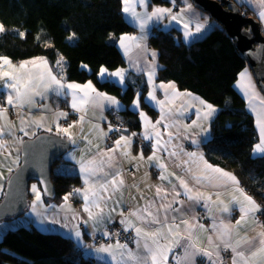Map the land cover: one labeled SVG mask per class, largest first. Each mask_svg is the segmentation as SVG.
Segmentation results:
<instances>
[{"label":"snow or ice","instance_id":"1","mask_svg":"<svg viewBox=\"0 0 264 264\" xmlns=\"http://www.w3.org/2000/svg\"><path fill=\"white\" fill-rule=\"evenodd\" d=\"M240 3L255 4L259 9L258 17L264 22V0H238ZM121 11L129 24L134 26L139 35L124 34L119 37L118 45L128 61V68H118L109 71L103 65L95 75L101 86L114 84L124 91L127 81L131 80V72L146 77L147 96L138 90L132 101L133 109L138 113L143 131L139 134L136 146L137 155H132L136 132H128L122 124H112L103 117L105 108L118 113L123 109L120 101L88 80L84 84L69 82L65 76L66 61L62 55L55 63V71L49 66L45 58H33L13 64L7 56H0V92L5 94V100L0 102V180L4 179V171L9 174L19 168L20 154L26 157L25 163L37 169L38 182L31 186L35 197L31 205L32 212L40 217V222L51 224L60 223L58 214L64 212L62 227L69 229L70 237L85 255L95 254L98 260H105V264H196V258L202 257L207 264H227L222 252H231V264H264V224L259 223L256 213L264 215L261 205L248 195L241 187L236 176L208 163L200 151V144L207 141L210 133V121L218 109L199 97H192L191 93H180L173 82L156 84L155 75L157 52L148 47L147 40L151 31L163 23L167 31L172 22L181 25L184 39L187 41L211 27L207 18L200 22L196 14L193 30L191 18L193 5L189 0H182L177 6V0H169L170 7L155 6L152 0H121ZM139 7L140 11L137 10ZM151 9V10H149ZM174 9H176L174 11ZM5 31L0 24V33ZM16 35L23 39L25 33L19 31ZM75 33L69 36L71 41ZM149 57L151 58L149 60ZM81 69L89 71L88 65L81 64ZM134 84L135 81H132ZM245 98L248 109L255 116L256 127L259 131V143L253 146V156L264 159V95L257 90L252 76L245 69L238 74L234 85ZM264 88V86H262ZM164 93V99H159L157 91ZM182 96L191 97L199 104L195 107L196 119L191 123H183L178 117L185 115L184 111H174V102ZM60 98L79 118L67 126L60 124V120H68L69 113L57 110L54 115L55 135L60 140L40 137L37 130L53 133V127L47 124L46 117L36 118L33 108L50 111L46 103ZM142 102L158 108L159 119L153 122L142 110ZM194 106V105H193ZM9 107L19 121L17 124L8 118ZM183 108V105L181 106ZM192 107V106H190ZM27 109V111H25ZM99 111L101 119L105 120L107 131L99 123L87 120L90 111ZM91 124L88 133H84L82 125ZM81 125L80 140L75 138L70 129ZM162 126V127H161ZM21 133L22 135H17ZM112 133V136H109ZM119 134L118 136L116 134ZM27 137V141L25 140ZM203 137V140L200 139ZM74 146L66 159L75 162L78 174L83 181L82 188H74L65 194L63 203L59 206L48 204L42 196H52L45 171V161L50 147H66L62 141ZM105 139L111 141V146L100 147L99 142ZM147 141L141 144L139 141ZM183 141H189L196 150H187ZM80 142L83 143L81 147ZM144 147L151 148V154L145 158ZM80 155L77 157L76 153ZM133 169H124L122 164L132 162ZM158 169V184L141 183L128 184L126 172L135 175L142 164ZM76 169H62L66 174ZM148 173H145L147 177ZM15 181L20 180L17 175ZM12 179L9 180L11 184ZM3 185L0 184V192ZM128 192L125 198L124 192ZM151 192L152 195H146ZM230 193L227 202L223 199ZM77 197L83 200L82 211L86 218L71 208L70 199ZM203 208L202 214H195L196 207ZM239 209V218L232 223V210ZM38 209H42L38 211ZM49 210L52 215L49 216ZM119 217L116 221L114 217ZM204 219L211 223L206 228ZM249 220L260 227L254 235L241 229L245 228ZM113 223H119L120 228H110ZM81 225L90 227L88 235L96 240V234L108 243L84 244ZM201 232L209 233L206 246H201ZM130 234V235H127ZM124 241L121 242V236ZM134 244L135 249L129 244ZM180 248L181 253L175 250Z\"/></svg>","mask_w":264,"mask_h":264},{"label":"trees","instance_id":"2","mask_svg":"<svg viewBox=\"0 0 264 264\" xmlns=\"http://www.w3.org/2000/svg\"><path fill=\"white\" fill-rule=\"evenodd\" d=\"M168 2L152 0L153 5ZM239 7L247 17L255 18L243 4ZM121 8V0H0V24L5 29L0 33V56L13 62L44 57L55 71V63L62 55L69 82L92 80L100 90L118 96L125 105L121 112L124 127L128 131L140 130L139 115L130 106L136 91L146 89L144 76L131 72V80L122 91L114 84L101 86L95 75L101 65L109 70L126 65L117 38L135 27L127 22ZM19 31L25 33L23 39L16 35ZM73 33L75 37L70 41ZM149 41L158 52V82L176 83L219 108L211 121L204 153L211 163L233 173L241 186L263 203L264 209V159L253 156V146L259 143L255 118L234 87L238 74L247 69L234 39L214 20L205 35L191 41L183 38V29L178 26L167 31L156 29ZM81 64L88 65L91 73L82 70ZM52 179L57 198L80 183L77 174H54ZM0 264L105 261L85 255L69 237L23 226L8 230L0 238Z\"/></svg>","mask_w":264,"mask_h":264},{"label":"crops","instance_id":"3","mask_svg":"<svg viewBox=\"0 0 264 264\" xmlns=\"http://www.w3.org/2000/svg\"><path fill=\"white\" fill-rule=\"evenodd\" d=\"M182 4V2H181ZM248 10H250V12L255 16V18H257L259 20V22L261 23V28H262V31L264 33V22H261V20L259 19L258 17V11L259 9L256 7V5L253 3V4H247V3H242ZM193 5V4H192ZM155 6H163V7H170L169 4H165V5H155ZM138 11H140L139 7L137 8ZM151 10V9H149ZM176 10V9H174ZM193 12L192 13H188L186 15V19L187 18H191L192 19V22L196 20V14L199 15L200 17V21L201 22H204V19L205 18L202 14L203 12L198 10L194 5H193ZM202 14H201V13ZM165 24H168V20L165 19L163 21V23L159 26V28H163V26ZM207 24L208 25H213V23H211V21H207ZM173 26H178L182 29V26L181 25H177L175 22H172L171 27ZM134 27V26H133ZM211 27H208L206 28V30L203 32V34H200V35H197V36H194L192 38H189L187 41H191V40H194L196 38H199L203 35L206 34V32L208 30H210ZM168 28V29H169ZM158 28H155L151 31V34ZM129 33V32H128ZM128 33H123L121 35H124V34H128ZM150 34V35H151ZM120 35V36H121ZM129 35H139V32L138 30L135 28L134 31H132ZM150 35H149V38L147 40V44H148V47L151 49V50H154L157 52V50H155V48H153L150 44ZM119 36V37H120ZM119 37L117 38V45H118V40H119ZM183 38H184V35H183ZM119 47V45H118ZM120 49V47H119ZM122 55L124 56L123 54V51L120 49ZM158 54V52H157ZM36 58H44V57H36ZM124 58L126 59V65L125 66H121L119 68H128L129 65H128V61H127V58L124 56ZM46 59V58H45ZM151 58L149 57V60ZM30 60V59H29ZM27 61V60H26ZM48 61V60H47ZM48 64L49 66H51L50 62L48 61ZM156 64L158 65L157 67V71H156V75H155V81H156V84H159L160 82L157 81V75H158V69L160 67V62H159V59H158V55H157V60H156ZM118 69V68H117ZM116 70V69H115ZM115 70H109V71H115ZM249 74L252 76V80L253 82L256 84L255 80H254V77H253V74L251 72V70L249 68H247ZM134 72V71H133ZM145 80H146V77L144 76ZM94 83V82H93ZM127 83V82H126ZM165 84L169 83V82H164ZM80 84H84V83H80ZM95 84V83H94ZM175 84V87L177 90H179L180 93H191L189 92L188 90H186L184 87L176 84ZM96 85V84H95ZM98 88V87H97ZM98 90H100L98 88ZM147 85H146V89L143 92V95L144 96H147ZM238 90V89H237ZM257 90H258V87H257ZM102 91V90H100ZM259 91V90H258ZM102 92H105L107 93L108 95H111V96H114L116 97L119 101H120V98L112 93H109V92H106V91H102ZM192 94V97H197V95ZM2 95L3 97L0 98V102H3L5 100V94L2 92ZM157 97L159 99H164V93L162 91H157L156 93ZM242 95V94H241ZM243 96V95H242ZM192 102L194 103V105H199L198 102L194 99H192L191 97H187V96H182L181 98H178L175 100L174 102V111H184L185 109L187 110L185 115L183 116H180L178 117L179 120H181L183 123H191L192 120H195L196 119V115H195V107L196 106H192ZM48 105H49V108L51 109L50 111H42L41 109L39 108H33L32 109V113L33 115L36 117V118H40V116H44L46 117V123L51 125L53 127V133H48V132H45L43 131L42 129H38L37 130V135L38 136H41V135H55V124L53 123L56 119L54 113L59 110V111H66L69 113V118L68 120H64V119H61L59 122L61 125L63 126H67V124H69L70 122L72 121H75L74 120V115H79V114H76V113H73L71 108L68 107L67 103H65L64 101H62L60 98H56V101L53 102L52 99H49L47 102H46ZM121 103V102H120ZM247 103V102H246ZM122 104V103H121ZM183 105V108L181 107ZM192 106V107H190ZM133 107V106H132ZM142 110L148 115V117L153 121L155 122L157 119H159V116H160V112H159V109L158 108H154V107H151L149 106V104L147 103H143L142 102ZM124 108V107H123ZM247 109H248V105H247ZM25 111H27V109H25ZM249 111V109H248ZM12 112L14 114V111L9 107V112H8V118L12 121H14L17 126L19 124V121L17 120L16 116L12 117ZM110 110L105 108V110L103 111V117L105 119H107V116L109 114ZM250 112V111H249ZM252 115L253 113L250 112ZM15 115V114H14ZM215 116V115H214ZM213 116V117H214ZM254 116V115H253ZM255 118V116H254ZM213 119V118H212ZM87 120H91L93 123H99L100 126L104 129V131H107V128L105 126V120L104 119H101V114L100 112L97 110L96 112H92L90 111L88 113V116H87ZM212 121V120H211ZM141 122V120H140ZM256 123V122H255ZM211 124V123H210ZM83 129H84V133H88L90 128H91V124L85 122L83 125H82ZM162 127V126H161ZM80 128H81V125H76V127L70 129V131L73 133V135L75 136V138L78 140H80V135H81V132H80ZM257 128V127H256ZM258 130V129H257ZM143 131V127H142V122H141V129L140 130H135L136 133H138V136L140 133H142ZM259 133V131H258ZM210 134H211V127H210V133H209V136L208 138L210 137ZM17 135H22L21 133H17ZM56 136V135H55ZM138 138V137H137ZM137 138L134 139V143H133V147H132V155L135 156L137 155V152H138V148L136 146V141L138 140ZM27 137H25V140L27 141ZM201 140H203V137H200ZM65 140L67 141V139L65 138ZM95 142H99L100 143V147L101 148H104V147H109L107 144H106V139L103 140V141H96L94 139V143ZM141 144H144V145H147L148 142L147 141H139ZM80 145L81 147H83V143L80 142ZM183 145L184 147L187 149V150H196L195 146L191 145L189 141H183ZM203 145H204V142L200 144V151L203 152L204 154V158L205 160L208 161L209 164L215 166V167H218V168H221L220 166L218 165H215L213 163H211L208 158L206 157L205 153H204V148H203ZM73 148L74 146L72 144L69 143V148L67 149V151L64 153V156L62 157V159L60 160V162H58L54 168H58L57 170H62V169H73L75 168L76 170L75 171H71L70 173L68 174H71V173H76L78 176V166H75V162L72 161V160H68L66 159V157L68 156L69 152H72L73 151ZM144 154H145V158H147L148 155L151 154V148L149 147H144ZM77 157H79L80 153L77 152L76 153ZM23 157V152H21L20 154V165H19V168H15L11 174H9L7 171H4V179L3 180H0V184L3 185V191L0 192V203L3 201V198H4V195H5V192H6V187H7V183L9 182V180L15 175V173L20 169L21 167V159ZM2 159V158H0ZM136 162L135 161H132V162H125L122 164V167L124 169H133V164H135ZM223 169V168H221ZM225 172H228V173H231L229 171H226L225 169H223ZM62 173H65L63 171H61ZM145 173H148L147 177L145 176ZM233 174V173H231ZM234 175V174H233ZM157 176H158V169L156 168H152V167H148V165L145 163V164H142L139 168L138 171H135V175L133 176L131 172H126V176H125V179L127 181L128 184H132V183H141L143 181V183H141V187H144L145 184H158L160 183V181L157 179ZM80 178V176H79ZM237 178V177H236ZM238 180V178H237ZM239 181V180H238ZM240 183V182H239ZM33 184H36L37 187H40L38 185V183L34 182ZM32 184V185H33ZM31 185V186H32ZM83 187V181L82 179L80 178V183H79V186H77V188H82ZM240 187L248 194L250 195L255 201L257 204L258 201L256 199V197L254 195H252L248 190H246L245 188H243L240 184ZM30 191H31V188H30ZM31 193V196H33V201H30L29 203V207L27 209V211L20 217L16 216V217H12V218H9L7 220H4L3 222H0V238L8 231V230H12V229H16V228H19V227H23V226H30V227H35L37 230L41 231V232H44V233H50V234H58V235H62L64 237H70V233H69V229L72 227V224L69 223V226L68 228H65V227H62L61 225L66 223L63 219L64 217V212H60L58 214V218L60 219V223H57V224H51L47 221H45L44 223H41L40 222V217H37L33 212H32V209H31V205L34 203L35 201V197L32 193V191L30 192ZM146 195H152L151 192L149 193H146ZM230 193H226L223 197V199L225 200V202L228 201V199L230 198ZM124 196L125 198L128 196V192L125 191L124 192ZM50 198L49 196H42V199L44 200L45 202V206H47L48 204H53V205H57L59 206L60 204L63 203V200L62 198H57V200L54 198V199H48ZM70 204H71V208L74 212H77L79 213L81 216L85 217L86 218V214L83 213L82 211V205H83V200L82 199H79L77 197H72L70 199ZM38 211H41L42 212V209H38ZM204 212L203 208L197 206L196 207V210H195V214L199 215V214H202ZM257 214V213H256ZM49 216L52 215V212L51 210H49V213H48ZM239 209L238 207H234L233 210H232V223L235 224L236 220L239 218ZM114 219L116 221L119 220V217H114ZM203 224L205 225V227L207 228L209 226V224L211 223L210 219H204L203 221ZM81 231L82 233H84L83 235V243L84 244H87L89 241L91 242L92 241V238L90 235H88V233L91 232V228L90 227H85L84 225H81ZM113 227H120L119 223H113L112 225H110V228H113ZM255 230L256 232L260 231V227L257 225V223H255L254 221H251L249 220L248 224L245 226V228L241 229V235H243L245 232H247L250 236L251 235H254V231ZM209 233H204V232H201L199 234L200 236V243H201V246H206L207 244V240H206V237ZM96 235H100L99 233H97ZM89 244V243H88ZM132 248V247H130ZM133 249H135V245L133 244ZM177 253H181V249L180 248H177L175 250ZM223 253V252H222ZM221 253V255H222ZM95 256V254H92ZM107 258H105L106 260ZM104 260V261H105ZM169 264H172V258L171 256L169 257ZM196 264H207V262L202 258V257H197L196 258ZM227 264H231V261H229Z\"/></svg>","mask_w":264,"mask_h":264},{"label":"water","instance_id":"4","mask_svg":"<svg viewBox=\"0 0 264 264\" xmlns=\"http://www.w3.org/2000/svg\"><path fill=\"white\" fill-rule=\"evenodd\" d=\"M191 1L198 10L207 13L217 23L222 25L234 39L237 49L245 59L259 90L264 95V88H262L264 86V33L262 32L259 20L246 17L238 4L233 0ZM131 110L136 112L133 107ZM40 137H49L53 140L61 139V137L55 135H41ZM62 143L66 147L56 146L48 149L47 160L45 161V171L53 193L52 196L55 195L52 181L53 166L69 148V143L65 139ZM21 160L22 165L20 169L11 178L13 182L11 184L9 182L7 183L6 192L0 204V220L12 218L23 212L27 206L26 191L29 183L33 181L39 184L37 179L39 173L37 169L25 163L26 157L24 154ZM17 175H20L19 181H15L14 179Z\"/></svg>","mask_w":264,"mask_h":264},{"label":"rangeland","instance_id":"5","mask_svg":"<svg viewBox=\"0 0 264 264\" xmlns=\"http://www.w3.org/2000/svg\"><path fill=\"white\" fill-rule=\"evenodd\" d=\"M233 1H235L239 6L240 5H242V3H240V2H238V0H233ZM181 2H182V0H177V6L179 7V6H181ZM189 2L190 3H192V1L191 0H189ZM167 4H169V2L167 3ZM193 4V3H192ZM170 5V4H169ZM171 6V5H170ZM244 6V5H243ZM244 8L246 9V7L244 6ZM175 11V10H174ZM242 11V10H241ZM201 13V12H200ZM243 13V12H242ZM202 14V13H201ZM204 17H206L207 18V21H211V23H214V20H212L211 18H210V16L209 15H207L206 13H203L202 14ZM246 17H247V15L246 14H244ZM201 22V21H200ZM201 23H203V22H201ZM194 24H195V21H193V30H194ZM261 24V23H260ZM262 29V28H261ZM263 32V31H262ZM130 33H128V35H129ZM190 38H192V37H190ZM36 58V57H35ZM33 59V58H32ZM29 60V59H28ZM26 61V60H25ZM13 62V61H12ZM21 62H23V61H21ZM20 62H13V64H19ZM197 97H199V96H197ZM200 99H202V100H204L203 98H201V97H199ZM204 101H206V100H204ZM120 102L122 103V101L120 100ZM207 102V101H206ZM207 103H209V102H207ZM211 104V103H210ZM122 105L125 107V105L122 103ZM194 105V103L192 102V106ZM213 105V104H212ZM194 106H196V107H198L199 105H194ZM215 106V105H214ZM131 108H132V104H131V106H130ZM217 109H218V111H219V108L217 107V106H215ZM110 112L112 113V110H110ZM109 112V113H110ZM15 115L13 114V112H12V117H14ZM76 115H74V117H75ZM77 116H79V115H77ZM75 120V119H74ZM108 122H111L110 121V116H109V114H108V116H107V119H106ZM120 121L122 122V125L124 126L125 125V123H123V121H122V118H120ZM112 123V122H111ZM210 123H211V121H210ZM105 126H106V128H107V125H106V123H105ZM210 126H211V124H210ZM125 128V127H124ZM128 132H135V130H132V131H128ZM112 134V133H111ZM117 136H118V133H117ZM138 140H139V136H138V138H137ZM107 144V143H106ZM62 158H60V160H61ZM57 167V166H56ZM54 168V166H53V170H52V177H53V175L54 174H66V173H62L60 170H57L58 168ZM71 174H76V173H71ZM66 175H69V174H66ZM79 177V176H78ZM34 182L33 181H31L30 183H29V185H28V187H27V206H26V208H25V210L23 211V212H21V213H19L17 216L18 217H20V216H22L26 211H27V209H28V207H29V203H30V201H33V196H31V191H30V188H31V185L33 184ZM37 183V182H36ZM74 188H77V187H74ZM74 188H72L69 192H72L73 191V189ZM68 192V193H69ZM67 194V193H66ZM65 195V194H64ZM64 195H62L61 197H59V198H62ZM54 198H57L56 197V194L54 195V196H51L50 198H48V199H54ZM257 199V198H256ZM257 201H258V199H257ZM258 203H259V205H261V209H262V211H264V209H263V203L260 201H258ZM1 204V203H0ZM14 217H16V216H14ZM7 219H9V218H5V219H2V220H0V222H3L4 220H7ZM260 223V222H259ZM261 224V223H260ZM98 246V245H97Z\"/></svg>","mask_w":264,"mask_h":264},{"label":"built area","instance_id":"6","mask_svg":"<svg viewBox=\"0 0 264 264\" xmlns=\"http://www.w3.org/2000/svg\"><path fill=\"white\" fill-rule=\"evenodd\" d=\"M109 116H110V121L112 122V124L116 125V124H122V122L120 121V118H121V112L118 113V116H119V119H117V115L115 114V111L112 110V113L110 112L109 113ZM79 118V116H75L74 119L77 120ZM124 127V126H123ZM113 134L109 133V136H112ZM117 135V134H116ZM119 135V134H118ZM106 143L108 146H111V141L107 140L106 139ZM258 219H259V222L261 224H264V215H261V213H257L256 214ZM113 228H116V229H119L120 227H113ZM127 235H130V234H127ZM124 241V235L121 236V242ZM109 241H106L104 239H102L100 237V235H96V240H93L90 242V244H96V245H99L101 243H108ZM129 247H132L133 248V244H129ZM231 252L230 251H226V252H223L222 253V256L224 257L225 261L228 263L229 261H231Z\"/></svg>","mask_w":264,"mask_h":264},{"label":"bare ground","instance_id":"7","mask_svg":"<svg viewBox=\"0 0 264 264\" xmlns=\"http://www.w3.org/2000/svg\"><path fill=\"white\" fill-rule=\"evenodd\" d=\"M247 68H248V66H247ZM254 77V76H253ZM255 80V79H254ZM256 82V81H255ZM256 85H257V83H256ZM258 87V86H257ZM236 88V87H235ZM236 90H237V88H236ZM258 90H259V88H258ZM240 94H242L239 90H237ZM260 91V90H259ZM262 94V93H261ZM263 95V94H262ZM242 96V95H241ZM243 97V96H242ZM114 110V109H113ZM115 111V110H114ZM52 181H53V179H52ZM54 185V184H53Z\"/></svg>","mask_w":264,"mask_h":264}]
</instances>
